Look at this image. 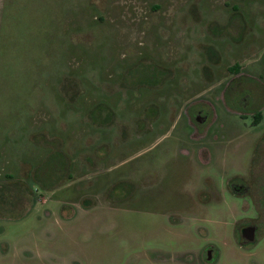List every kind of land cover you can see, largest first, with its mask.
Returning a JSON list of instances; mask_svg holds the SVG:
<instances>
[{
    "label": "rangeland",
    "instance_id": "obj_1",
    "mask_svg": "<svg viewBox=\"0 0 264 264\" xmlns=\"http://www.w3.org/2000/svg\"><path fill=\"white\" fill-rule=\"evenodd\" d=\"M262 143L264 0H0V264H264Z\"/></svg>",
    "mask_w": 264,
    "mask_h": 264
},
{
    "label": "flooded vegetation",
    "instance_id": "obj_2",
    "mask_svg": "<svg viewBox=\"0 0 264 264\" xmlns=\"http://www.w3.org/2000/svg\"><path fill=\"white\" fill-rule=\"evenodd\" d=\"M197 121H203L201 120L200 117L196 118ZM261 145L264 146L262 143ZM252 190L251 186L243 183L241 181H230L227 186H225L224 191L228 193L230 196L236 199H244ZM256 227L255 235L252 239H249L245 233L241 229H237L235 231V239L237 243L242 247V248H252V247H257V245H261L264 243V234H262L261 230L259 229L258 226ZM213 250V245H209L205 253H209Z\"/></svg>",
    "mask_w": 264,
    "mask_h": 264
},
{
    "label": "water",
    "instance_id": "obj_3",
    "mask_svg": "<svg viewBox=\"0 0 264 264\" xmlns=\"http://www.w3.org/2000/svg\"><path fill=\"white\" fill-rule=\"evenodd\" d=\"M240 229L243 231V233H245L247 235V237L249 239H252L254 237V235H255V231H256V227L255 226H246V227H242ZM212 257H213V252L212 251L207 253V255H206L207 260H211Z\"/></svg>",
    "mask_w": 264,
    "mask_h": 264
},
{
    "label": "trees",
    "instance_id": "obj_4",
    "mask_svg": "<svg viewBox=\"0 0 264 264\" xmlns=\"http://www.w3.org/2000/svg\"><path fill=\"white\" fill-rule=\"evenodd\" d=\"M79 30V29H78ZM231 72H236L237 74L240 72V66L239 65H235L234 67H232L231 69H229ZM66 95V94H65ZM76 95H79L78 92L76 93ZM75 95V96H76ZM80 95H81V92H80ZM106 103V102H104ZM101 104V103H96L95 105H92L91 106V110L90 112L88 113L89 115L94 112V110L96 109V107ZM111 111V110H110ZM257 120H259L258 118H260V115L257 114L256 117H255ZM61 155L63 156V154L61 153ZM42 164V163H41ZM39 164V166L41 165ZM70 178H72V175H70ZM48 186V185H47Z\"/></svg>",
    "mask_w": 264,
    "mask_h": 264
},
{
    "label": "crops",
    "instance_id": "obj_5",
    "mask_svg": "<svg viewBox=\"0 0 264 264\" xmlns=\"http://www.w3.org/2000/svg\"><path fill=\"white\" fill-rule=\"evenodd\" d=\"M39 121V120H38ZM34 125V124H33ZM40 133H41V131H37V134L36 133H32V139H34V138H38L39 137V135H40ZM50 155V154H49ZM65 156V155H64ZM37 168H39V166H37ZM113 191H115V188L113 189Z\"/></svg>",
    "mask_w": 264,
    "mask_h": 264
}]
</instances>
